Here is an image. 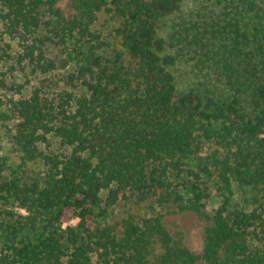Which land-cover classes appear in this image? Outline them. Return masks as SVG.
Masks as SVG:
<instances>
[{
  "label": "trees",
  "instance_id": "trees-1",
  "mask_svg": "<svg viewBox=\"0 0 264 264\" xmlns=\"http://www.w3.org/2000/svg\"><path fill=\"white\" fill-rule=\"evenodd\" d=\"M193 1L201 8L163 37L161 21L185 0H0L21 64L55 67L45 29L72 44L75 88L55 99L36 89L2 116L22 160L45 171L2 178L0 159V264H264V0ZM102 13L117 23L116 43L94 30ZM185 59L187 81L176 74ZM54 139L60 151H42ZM207 142L217 151L185 181ZM205 176L223 196L212 213ZM234 185L250 190L247 207L233 203ZM132 198L151 201L150 215L105 222ZM157 208L207 222L201 254Z\"/></svg>",
  "mask_w": 264,
  "mask_h": 264
},
{
  "label": "rangeland",
  "instance_id": "rangeland-1",
  "mask_svg": "<svg viewBox=\"0 0 264 264\" xmlns=\"http://www.w3.org/2000/svg\"><path fill=\"white\" fill-rule=\"evenodd\" d=\"M263 1V0H262ZM201 4L193 0H185L182 8L173 16L161 21L160 35L166 37L170 34L172 26L176 22L185 21L201 8ZM115 19L107 14L99 15L98 21L94 25V30L102 35L103 40L109 44L116 43L114 29L116 28ZM40 37L46 41L44 46L45 54L48 59L54 61L55 67L47 73L36 70L32 64L19 62L20 55L23 53V41L18 37L6 34L4 25L0 22V54L3 59L0 60V159L5 162L2 178H12L17 176L22 179H31L43 175L45 168L41 160L24 162L22 153L15 146L12 138L14 121L3 119L2 116L10 115L9 101L14 99L29 97L36 89H41L44 96L49 99L58 98L62 91H75L69 78L74 71V64L69 59L67 53L73 47L69 41L58 38L51 29H45L40 32ZM190 63L185 59L178 67L176 74L184 81L190 79ZM1 81L6 83L2 87ZM76 82H74V85ZM44 152H59V144L54 139L50 147L42 144ZM217 146L213 142L202 144L200 151L187 161L185 181H192L188 175V170L200 173L201 169L209 162V158L217 151ZM203 181L210 188L211 199L208 201V212L212 213L218 208L223 200L222 192L218 190L216 181L203 177ZM181 184H184L181 182ZM233 203L238 207H247L250 202L251 192L249 189L234 185ZM151 201L144 204L135 203L132 198L129 201H121L109 211V216L105 222L116 225L128 214V212L138 217H146L151 213ZM157 212L164 216L165 224L168 231L172 234H180L186 247L195 254H201L205 246L204 231L207 222L192 212L174 213L173 209L157 208ZM68 224L76 225L77 221L73 220ZM158 251L157 254H160Z\"/></svg>",
  "mask_w": 264,
  "mask_h": 264
}]
</instances>
